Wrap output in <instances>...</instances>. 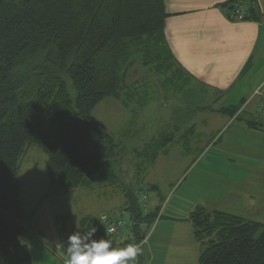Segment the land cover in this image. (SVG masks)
Listing matches in <instances>:
<instances>
[{
	"label": "trees",
	"instance_id": "obj_1",
	"mask_svg": "<svg viewBox=\"0 0 264 264\" xmlns=\"http://www.w3.org/2000/svg\"><path fill=\"white\" fill-rule=\"evenodd\" d=\"M228 4L242 8L239 19L260 17L257 0ZM168 16L165 0H0V264H33V215L23 209L19 184L26 148L48 155L57 189L110 184L120 177L124 157L112 135L94 126L91 111L106 96L120 94L125 65L151 64L166 83H188L166 38ZM166 136L165 148L175 139ZM131 190L125 194L132 242L139 246L134 264H144L141 243L160 208L148 205L145 214L142 198ZM187 221L202 249L200 264H264V223L200 205ZM83 224L96 229L93 239H108L100 219Z\"/></svg>",
	"mask_w": 264,
	"mask_h": 264
},
{
	"label": "crops",
	"instance_id": "obj_2",
	"mask_svg": "<svg viewBox=\"0 0 264 264\" xmlns=\"http://www.w3.org/2000/svg\"><path fill=\"white\" fill-rule=\"evenodd\" d=\"M229 1L165 0L169 46L187 75L188 89L207 96L208 104L197 109L208 116L207 123L217 125L215 131L221 135L210 139L198 156L194 154L195 163L165 207L148 204L160 210L141 243L142 253L147 247V264H167L172 245L193 241L187 218L199 205L264 223L253 215L264 204V131L259 128L264 127V0H257L258 20L239 19ZM227 108L236 113L222 111ZM190 130L193 133L194 126ZM125 232L126 239L113 241V246L132 242V228ZM193 246L199 255V245ZM186 260L185 256L173 264H186Z\"/></svg>",
	"mask_w": 264,
	"mask_h": 264
},
{
	"label": "rangeland",
	"instance_id": "obj_3",
	"mask_svg": "<svg viewBox=\"0 0 264 264\" xmlns=\"http://www.w3.org/2000/svg\"><path fill=\"white\" fill-rule=\"evenodd\" d=\"M124 68L120 94L106 96L91 111L94 126L112 135L124 157L120 177L106 185L57 189L48 173V155L37 146L26 148L22 154L19 184L23 209L33 215V238L28 241L33 264H65L68 237L77 231L83 234L95 230L86 227L84 219H99L106 214L114 220H129L125 194L129 189L137 192L140 200L147 193L149 205L159 203L165 207L166 199L172 196L195 163L194 154L198 156L210 139L221 135L215 131L217 125L207 123L208 116L201 115L197 109L208 104L204 93L195 94V89H188L183 79L166 83V76L157 74L151 64L127 63ZM179 83L182 89H177ZM192 126L194 131L190 136L188 129ZM173 134L175 139L165 148L163 137ZM154 139L161 140L157 141V148L151 149ZM187 139L191 151L185 152ZM146 150L147 155L143 154ZM154 152L156 159L152 161ZM184 159L189 161L187 165L182 163ZM260 194L262 199L263 192ZM253 215L264 221V204L259 213ZM121 239H126V232L113 236L110 241L119 243ZM134 241L125 242L122 247L135 244ZM188 242L171 246L167 264L183 260L185 256L186 264H200L199 243L195 238ZM194 244L199 245V255ZM146 248H143V256L147 255ZM189 255L193 257L189 259ZM147 263L145 258L144 264Z\"/></svg>",
	"mask_w": 264,
	"mask_h": 264
},
{
	"label": "clouds",
	"instance_id": "obj_4",
	"mask_svg": "<svg viewBox=\"0 0 264 264\" xmlns=\"http://www.w3.org/2000/svg\"><path fill=\"white\" fill-rule=\"evenodd\" d=\"M95 232L96 229L83 234L77 231L68 237L65 264H134L138 245L115 247L110 240L93 239Z\"/></svg>",
	"mask_w": 264,
	"mask_h": 264
},
{
	"label": "built area",
	"instance_id": "obj_5",
	"mask_svg": "<svg viewBox=\"0 0 264 264\" xmlns=\"http://www.w3.org/2000/svg\"><path fill=\"white\" fill-rule=\"evenodd\" d=\"M241 13L242 8L239 7L237 9V15L239 16V18L242 17ZM142 203L144 212L146 214L148 213V196L145 194L142 196ZM100 220L105 227V233L108 238L107 240H110V238H112L113 236H117L124 233L127 229L132 227L130 220H114L106 214L102 215L100 217Z\"/></svg>",
	"mask_w": 264,
	"mask_h": 264
}]
</instances>
